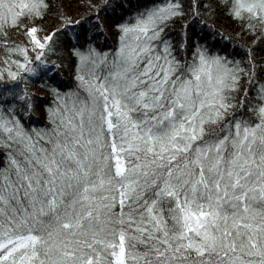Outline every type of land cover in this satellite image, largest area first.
I'll return each instance as SVG.
<instances>
[{"label":"snow or ice","instance_id":"1","mask_svg":"<svg viewBox=\"0 0 264 264\" xmlns=\"http://www.w3.org/2000/svg\"><path fill=\"white\" fill-rule=\"evenodd\" d=\"M79 3L0 0V264H264V0H152L103 50L117 4Z\"/></svg>","mask_w":264,"mask_h":264},{"label":"trees","instance_id":"2","mask_svg":"<svg viewBox=\"0 0 264 264\" xmlns=\"http://www.w3.org/2000/svg\"><path fill=\"white\" fill-rule=\"evenodd\" d=\"M95 3H99L100 0H94ZM152 0H109V4L116 3V9L113 12L111 8L108 9V11L111 13V15H106L102 13V18L105 22V32L100 36H94L93 40L96 43V46L98 48H101V50L105 48H112L116 43V36L115 28L113 25V21L118 22L121 18L128 17L131 13H134L137 11V7H143L147 4H150ZM123 4L125 7H120L119 5ZM51 9L49 14L44 18L43 21H37V23H44L48 27L56 26L59 22V18L56 15V12L64 11L67 13H71L74 18H78L80 14H82L85 9L82 7V5L79 3V0H51ZM210 22L214 24L218 29H222L224 31L225 36H232L234 40L240 41L241 37L236 35V32L239 31V29L236 26V21L233 20L230 16H228L226 13H223L217 8L216 15L210 17ZM88 21H84V27L86 28L88 25ZM180 29V22L178 21L175 24L169 25V31L172 32L174 36L177 35V32L175 30ZM197 29L199 30V25H197ZM77 31L80 32V41L82 44H86V36L91 35L90 32L85 33L84 28L77 29ZM71 30H69V33ZM206 35L207 33H202ZM20 33L12 32L10 33V36L13 40H20ZM193 39L196 38V35H193ZM247 39V38H245ZM224 44L223 41H219L218 38V45L222 46ZM73 44L63 38H61L60 46L57 48V53L61 59L62 67L59 71L58 79L61 81L62 85L65 88H71L74 86V57L72 56L70 49L72 48ZM228 50L231 51V46H228ZM257 55H260L258 52ZM6 83H9L8 81H5L3 79H0V99L3 98V93L5 91H11V89L5 88L4 85ZM29 84L32 86L33 89L36 91L42 93L45 97L47 102H51V96L49 93L45 92L44 89L40 86L38 81L29 80ZM42 107V106H41ZM39 118L40 120H44L43 112L38 109L33 114V119Z\"/></svg>","mask_w":264,"mask_h":264},{"label":"rangeland","instance_id":"3","mask_svg":"<svg viewBox=\"0 0 264 264\" xmlns=\"http://www.w3.org/2000/svg\"><path fill=\"white\" fill-rule=\"evenodd\" d=\"M20 40H23L24 39V37L22 36V35H20ZM22 83H24L23 81H22Z\"/></svg>","mask_w":264,"mask_h":264}]
</instances>
